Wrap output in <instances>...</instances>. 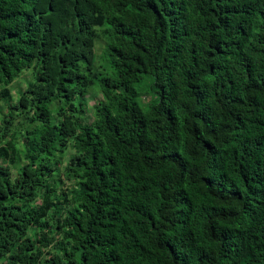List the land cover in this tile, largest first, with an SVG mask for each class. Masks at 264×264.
<instances>
[{"label":"trees","instance_id":"obj_1","mask_svg":"<svg viewBox=\"0 0 264 264\" xmlns=\"http://www.w3.org/2000/svg\"><path fill=\"white\" fill-rule=\"evenodd\" d=\"M0 84V264H264V0H0Z\"/></svg>","mask_w":264,"mask_h":264},{"label":"rangeland","instance_id":"obj_2","mask_svg":"<svg viewBox=\"0 0 264 264\" xmlns=\"http://www.w3.org/2000/svg\"><path fill=\"white\" fill-rule=\"evenodd\" d=\"M101 43L96 42L94 46L95 53L98 55L100 53ZM32 79V68L27 67L25 68L18 76H16L8 85L9 89V101L14 102L17 100L16 94L24 88L28 82ZM3 87L0 84V89ZM135 89L138 92V95L135 97V101L138 105L144 110L146 109L152 102V97L154 93L151 91L149 86V80L147 76H143L141 81L135 85ZM100 98L98 91L95 89H84V96L80 98V96L76 95L75 100L81 99L84 110H83V117L85 120H89L92 118L91 114V106L92 104ZM11 111V113H10ZM7 110L5 107L4 102L0 99V117L3 113L7 112V118L11 117V121L7 124L6 134H17V130L21 131L24 128V116H28L26 112L22 113L21 115H16L14 110ZM6 114V113H5ZM68 150L61 153L58 157L65 161L67 157ZM63 167V163L61 165Z\"/></svg>","mask_w":264,"mask_h":264}]
</instances>
